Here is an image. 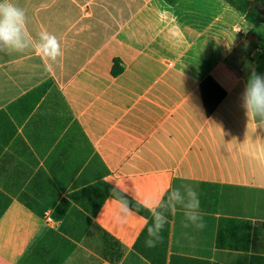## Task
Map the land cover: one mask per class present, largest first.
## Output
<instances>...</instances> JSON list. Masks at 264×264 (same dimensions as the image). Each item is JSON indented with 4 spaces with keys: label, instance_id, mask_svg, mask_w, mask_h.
Segmentation results:
<instances>
[{
    "label": "crops",
    "instance_id": "crops-1",
    "mask_svg": "<svg viewBox=\"0 0 264 264\" xmlns=\"http://www.w3.org/2000/svg\"><path fill=\"white\" fill-rule=\"evenodd\" d=\"M12 2L62 55L45 71L0 52V264H264V125L242 102L256 22L226 0ZM206 79L224 91L210 115ZM181 184L204 227L178 206L146 246L151 213L121 217L112 191L135 210ZM220 220L248 223L247 249L216 246Z\"/></svg>",
    "mask_w": 264,
    "mask_h": 264
},
{
    "label": "clouds",
    "instance_id": "clouds-1",
    "mask_svg": "<svg viewBox=\"0 0 264 264\" xmlns=\"http://www.w3.org/2000/svg\"><path fill=\"white\" fill-rule=\"evenodd\" d=\"M33 51L50 62L45 64V71H51L52 65L57 63L62 55L60 43L55 35L46 31L39 34L38 41L33 40L26 28V12L12 0H0V52L24 53ZM243 107L249 118L255 119L260 125H264V75L255 71L250 75L244 92L242 93ZM112 196L118 197L120 202V216L126 217L140 207L147 209L152 216V223L147 227L145 244L155 247L162 239L161 233L168 222L166 213L175 214L177 207L183 209L184 227H204L203 214L200 211V199L198 191L190 184H181L171 188L155 203L145 202L137 205L132 210L129 201L124 195L112 191Z\"/></svg>",
    "mask_w": 264,
    "mask_h": 264
},
{
    "label": "trees",
    "instance_id": "trees-1",
    "mask_svg": "<svg viewBox=\"0 0 264 264\" xmlns=\"http://www.w3.org/2000/svg\"><path fill=\"white\" fill-rule=\"evenodd\" d=\"M172 2L173 0H167ZM239 12L244 14V18L249 22L264 24V0H226ZM258 41V37L253 33H247L244 38V43L247 46V53L254 48ZM122 67L118 61L113 62L112 74L117 75L121 72ZM210 82L211 86L206 87V83ZM200 93L202 103L206 115H210L218 102L224 96L222 91L211 79H206L200 85ZM260 228L255 227L252 235L254 239L258 235ZM250 236V227L248 223L238 220H220L216 235V246L224 249H247Z\"/></svg>",
    "mask_w": 264,
    "mask_h": 264
},
{
    "label": "rangeland",
    "instance_id": "rangeland-1",
    "mask_svg": "<svg viewBox=\"0 0 264 264\" xmlns=\"http://www.w3.org/2000/svg\"><path fill=\"white\" fill-rule=\"evenodd\" d=\"M237 1H240V0H237ZM254 33L257 34L258 38H259L257 45H255L253 48L254 49V57H256L258 54V57H257L258 62L254 66V69H255L254 71L257 74L264 75V24L255 23ZM246 50H247L246 46H244L241 50L242 57H243L244 61L247 60ZM252 72L253 71L246 68L247 79H249Z\"/></svg>",
    "mask_w": 264,
    "mask_h": 264
},
{
    "label": "built area",
    "instance_id": "built-area-1",
    "mask_svg": "<svg viewBox=\"0 0 264 264\" xmlns=\"http://www.w3.org/2000/svg\"><path fill=\"white\" fill-rule=\"evenodd\" d=\"M44 221H45L46 223H52V222H53V220H52L49 216H45V217H44Z\"/></svg>",
    "mask_w": 264,
    "mask_h": 264
}]
</instances>
